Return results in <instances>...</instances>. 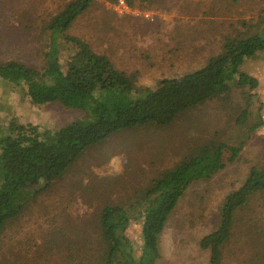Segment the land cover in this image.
I'll use <instances>...</instances> for the list:
<instances>
[{
  "label": "rangeland",
  "instance_id": "rangeland-1",
  "mask_svg": "<svg viewBox=\"0 0 264 264\" xmlns=\"http://www.w3.org/2000/svg\"><path fill=\"white\" fill-rule=\"evenodd\" d=\"M68 1L0 0V61L42 68L50 38L43 26ZM113 4L91 0L66 33L108 54L120 69L137 75L139 87L149 89L162 78L201 67L241 21L264 22V0H151L143 8L130 6L127 13L114 11ZM64 44L62 37L57 39L58 46ZM71 48L65 44L61 61ZM242 70L259 81L252 107L254 119L259 114L263 124L234 162L225 160V167L210 179L189 186L160 236L158 264H208L209 254L200 249L199 239L216 228L223 197L242 183L251 166L264 165V53L246 59ZM243 106L239 91L232 89L180 112L166 125L133 126L91 144L7 224L0 234V264L94 261L97 211L106 203L132 205L153 177L208 138L231 144L243 138L245 127L235 121ZM83 116L58 102L34 105L17 88L0 83V135L8 118L56 131ZM2 165L0 160V182ZM125 233L138 254L141 220L132 219ZM223 263L264 264V190L237 211Z\"/></svg>",
  "mask_w": 264,
  "mask_h": 264
},
{
  "label": "trees",
  "instance_id": "trees-1",
  "mask_svg": "<svg viewBox=\"0 0 264 264\" xmlns=\"http://www.w3.org/2000/svg\"><path fill=\"white\" fill-rule=\"evenodd\" d=\"M125 1L131 7L136 3L142 7L151 0ZM90 4L91 0H70L43 26L50 38L42 68L15 60L0 61L3 86L17 88L34 105L58 102L84 114L56 131L8 118L7 130L0 135V234L29 200L59 178L91 144L133 126L166 125L180 112L236 89L244 105L235 119L245 127L243 138L232 144L208 138L173 167L153 177L136 194L139 196L132 205L106 203L95 217L98 254L94 261L76 263L158 264L160 236L189 186L210 179L225 167V160L234 162L245 142L263 124L259 114L254 119L257 114L252 107L259 81L242 70V65L246 59L264 53V22L241 21L240 27L222 37L219 52L201 67L162 78L149 89L139 87L137 75L120 69L108 54L66 33ZM60 37L72 47L62 61L65 44L57 45ZM263 190L264 165H253L242 183L223 197L216 228L198 241L200 249L209 254L208 264H224L223 248L232 235L237 211ZM132 219L141 220L138 254L125 233Z\"/></svg>",
  "mask_w": 264,
  "mask_h": 264
},
{
  "label": "built area",
  "instance_id": "built-area-1",
  "mask_svg": "<svg viewBox=\"0 0 264 264\" xmlns=\"http://www.w3.org/2000/svg\"><path fill=\"white\" fill-rule=\"evenodd\" d=\"M130 6L127 4L125 0H117L113 4L114 11L118 13H127L130 12ZM148 14H146L147 16Z\"/></svg>",
  "mask_w": 264,
  "mask_h": 264
}]
</instances>
